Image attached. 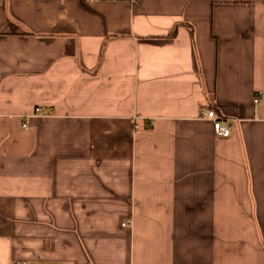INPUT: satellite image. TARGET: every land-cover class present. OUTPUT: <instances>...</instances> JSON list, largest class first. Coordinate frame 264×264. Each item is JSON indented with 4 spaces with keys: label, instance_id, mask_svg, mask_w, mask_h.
Here are the masks:
<instances>
[{
    "label": "crops",
    "instance_id": "crops-1",
    "mask_svg": "<svg viewBox=\"0 0 264 264\" xmlns=\"http://www.w3.org/2000/svg\"><path fill=\"white\" fill-rule=\"evenodd\" d=\"M24 262L264 264V0H0V264Z\"/></svg>",
    "mask_w": 264,
    "mask_h": 264
},
{
    "label": "built area",
    "instance_id": "built-area-1",
    "mask_svg": "<svg viewBox=\"0 0 264 264\" xmlns=\"http://www.w3.org/2000/svg\"><path fill=\"white\" fill-rule=\"evenodd\" d=\"M36 112H39V111H36ZM206 113H207V116L213 120L214 130L218 136L228 137L232 134L231 125L225 123V122H229L228 120H225L224 118L218 116L214 111H209ZM16 264H19V263H16ZM23 264H33V263L24 262Z\"/></svg>",
    "mask_w": 264,
    "mask_h": 264
},
{
    "label": "rangeland",
    "instance_id": "rangeland-1",
    "mask_svg": "<svg viewBox=\"0 0 264 264\" xmlns=\"http://www.w3.org/2000/svg\"><path fill=\"white\" fill-rule=\"evenodd\" d=\"M193 35H194V34H193ZM193 37H195V36H193ZM257 100L259 101V98H258ZM257 100H256V102H258Z\"/></svg>",
    "mask_w": 264,
    "mask_h": 264
}]
</instances>
